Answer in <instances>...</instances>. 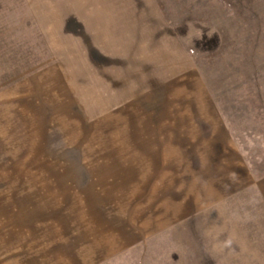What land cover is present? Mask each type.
Returning <instances> with one entry per match:
<instances>
[{"label": "rangeland", "instance_id": "rangeland-1", "mask_svg": "<svg viewBox=\"0 0 264 264\" xmlns=\"http://www.w3.org/2000/svg\"><path fill=\"white\" fill-rule=\"evenodd\" d=\"M45 259L264 264V0H0V264Z\"/></svg>", "mask_w": 264, "mask_h": 264}, {"label": "crops", "instance_id": "crops-1", "mask_svg": "<svg viewBox=\"0 0 264 264\" xmlns=\"http://www.w3.org/2000/svg\"><path fill=\"white\" fill-rule=\"evenodd\" d=\"M45 264H46V259L44 260ZM36 263H38L37 259H36Z\"/></svg>", "mask_w": 264, "mask_h": 264}]
</instances>
